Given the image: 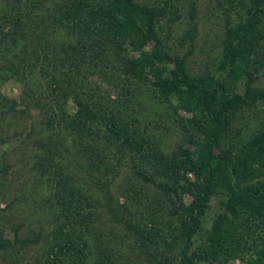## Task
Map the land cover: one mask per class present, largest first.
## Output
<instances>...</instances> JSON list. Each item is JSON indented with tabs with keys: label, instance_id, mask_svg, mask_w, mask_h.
Here are the masks:
<instances>
[{
	"label": "trees",
	"instance_id": "trees-1",
	"mask_svg": "<svg viewBox=\"0 0 264 264\" xmlns=\"http://www.w3.org/2000/svg\"><path fill=\"white\" fill-rule=\"evenodd\" d=\"M197 4L0 0V263L264 264V119L235 128L264 107V0H218L220 51L195 72L168 23L193 46Z\"/></svg>",
	"mask_w": 264,
	"mask_h": 264
},
{
	"label": "rangeland",
	"instance_id": "rangeland-1",
	"mask_svg": "<svg viewBox=\"0 0 264 264\" xmlns=\"http://www.w3.org/2000/svg\"><path fill=\"white\" fill-rule=\"evenodd\" d=\"M218 6V0H198L197 19L199 24L197 38L193 46H189V44L185 43L183 39L184 33L189 27L187 19H180L172 24L168 23L171 27V48L176 54H189V59L191 60L190 64L195 72L199 70L203 71L206 68L211 69L217 60V55L220 51V35L225 23L223 12ZM261 83H264V76L261 79L260 84ZM3 91L6 95L11 97H17L19 94L17 87L10 86V84L6 85ZM142 94H144L146 98L151 97L150 89L148 88H144ZM154 101L155 100L152 102L155 104ZM141 109L143 110L141 111L142 113L140 112L142 119H145L146 123L148 119L146 128V131L149 132L148 135L150 136L152 133L157 135V139H152L151 144L164 149H172L173 144L179 137L174 128L167 123L166 117H161V113L155 107H148L146 109L141 107ZM155 115L159 116L156 117ZM153 118L155 119L152 121L151 119ZM263 119L264 107L259 106L250 113H244L240 118V121L238 120L237 123H235V128L241 130L242 137L247 136L251 129H254L261 124ZM187 200L188 197H186L185 201ZM211 205L218 209V200L214 198ZM4 207L5 202L1 201L0 209H3ZM5 236H7V233ZM234 264L240 263L235 262Z\"/></svg>",
	"mask_w": 264,
	"mask_h": 264
}]
</instances>
